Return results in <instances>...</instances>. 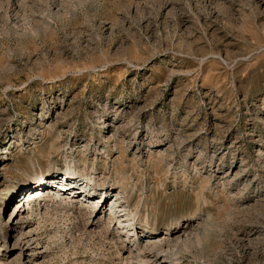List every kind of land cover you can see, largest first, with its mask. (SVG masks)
<instances>
[{
    "label": "rangeland",
    "instance_id": "374dc122",
    "mask_svg": "<svg viewBox=\"0 0 264 264\" xmlns=\"http://www.w3.org/2000/svg\"><path fill=\"white\" fill-rule=\"evenodd\" d=\"M61 177L94 193L58 204ZM134 242L264 264V0H0V264H141Z\"/></svg>",
    "mask_w": 264,
    "mask_h": 264
},
{
    "label": "bare ground",
    "instance_id": "6f19581e",
    "mask_svg": "<svg viewBox=\"0 0 264 264\" xmlns=\"http://www.w3.org/2000/svg\"><path fill=\"white\" fill-rule=\"evenodd\" d=\"M101 121V120H100ZM103 122V125H105L106 124V120H103L102 121ZM66 172H70V173H72V174H76V173H74V172H72L71 171V169H68ZM68 176L66 173H64V174H57V176ZM57 176H56V178H57ZM72 176V175H71ZM74 176V175H73ZM76 177V176H75ZM78 178V177H77ZM75 181H77L76 180V178H73V179H71V178H67V180L66 179H63L62 177L61 178H59V182L60 183H65L64 185H58V186H54L55 188H51L49 191H53V190H55V197H56V202H59L58 200H60V202L61 203H58V204H63L64 202H66V200L69 198V197H67V195H65V193H63L62 192V190H64L65 188H67V187H70L71 189L70 190H75L76 192H77V190H78V192H80V194L81 195H84V196H86V195H89V194H92V193H94V191H92V192H87V190L86 189H83L82 187H80L77 183H75ZM52 186V182H48V183H46V182H43V183H40V184H38V185H36L34 188L32 187L31 188V190L30 189H28V190H30V193H29V201L30 202H37V201H39V199H38V193H39V190L41 189V188H46V187H48V186ZM55 185V184H54ZM17 185H15L13 188H11V187H7V191L9 192V194H11V195H14V194H16L17 193V191L15 190V187H16ZM100 187H102L101 188V190H103L104 188V186H100ZM26 190V189H25ZM48 190V189H47ZM68 190V189H67ZM16 191V192H15ZM41 191V190H40ZM45 191H46V189H44L43 191H42V193H41V196L40 197H43V199H45ZM21 193V192H20ZM67 194V193H66ZM36 198V199H35ZM97 197H94L93 199H92V203H96V204H94V205H92L94 208H93V210H90V213L92 214V216H95V215H97V208L96 207H98V205H99V203H98V201H96L97 199H96ZM42 202V200H40V203ZM107 202V200L105 199L104 200V202H103V204H102V206H101V208H104L103 206H104V204ZM74 203H72V205H73ZM82 205V204H81ZM96 208V209H95ZM101 208H99V210L101 209ZM114 208H115V205L113 204L111 207H110V214L115 218V214H116V212H115V210H114ZM34 211H31L30 212V214H32ZM96 212V214H94ZM195 217H196V215H193L192 216V218L193 219H195ZM113 219V218H112ZM111 221V219L109 218L108 219V222H110ZM156 227H145V231H147V233L145 234H143V235H141V237L140 238H138V240H140L141 238H152V235L154 234V233H156L157 232V230H154ZM169 228V226H167L166 227V229H168ZM204 232V231H203ZM206 232V231H205ZM167 233H169V232H167ZM171 233V232H170ZM134 234H136V232L134 233ZM199 234V233H198ZM204 234H205V237H206V233H203V236H204ZM199 237V236H198ZM201 237H202V235H201ZM163 240H167V237H164V238H161V241H163ZM203 240V239H202ZM199 241V240H198ZM201 241V240H200ZM199 241V242H200ZM155 243L157 244V243H159L158 242V240H156L155 241ZM123 244H125V243H123ZM131 247L132 248H134V247H136V248H134V250H137L138 251V254H137V256H136V258H137V260L141 263V264H145L146 263V260L144 259L145 257H146V255L148 254V253H151V252H154V248L156 247V246H152L151 244H147V245H142L140 242H134L132 245H131ZM178 249V248H177ZM156 252H158V251H156ZM132 254V250H130V255ZM134 255H135V253H134ZM133 255V256H134ZM171 255V254H170ZM169 255V256H170ZM168 256V258H170ZM133 259V258H132ZM131 258H129L128 259V262H131V261H133ZM133 264V263H132ZM147 264V263H146Z\"/></svg>",
    "mask_w": 264,
    "mask_h": 264
}]
</instances>
